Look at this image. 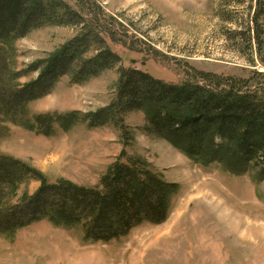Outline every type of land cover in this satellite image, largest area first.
Returning <instances> with one entry per match:
<instances>
[{
    "label": "rangeland",
    "instance_id": "1",
    "mask_svg": "<svg viewBox=\"0 0 264 264\" xmlns=\"http://www.w3.org/2000/svg\"><path fill=\"white\" fill-rule=\"evenodd\" d=\"M97 3L114 17L119 41L103 36L120 56V65L173 83L187 77L188 66L224 75L248 71L245 58L233 50L234 42L225 33L249 20L248 6L254 11L256 0ZM73 34L74 28L58 25L31 30L15 43L18 67L46 58ZM36 75L33 72L21 81ZM117 76V67L83 83H72L63 75L49 93L31 101L28 117L103 107L114 96ZM125 123L127 143L112 124L78 123L45 136L0 120V153L39 169L51 182L65 178L94 185L124 149L164 180L177 183L169 215L160 224L143 222L126 235L103 242L85 240L79 226H55L44 219L12 234H0V264H264V179L257 169L240 171L229 162L203 164L188 158L166 140L147 133L140 111L127 113ZM38 184L31 181L28 191Z\"/></svg>",
    "mask_w": 264,
    "mask_h": 264
},
{
    "label": "trees",
    "instance_id": "2",
    "mask_svg": "<svg viewBox=\"0 0 264 264\" xmlns=\"http://www.w3.org/2000/svg\"><path fill=\"white\" fill-rule=\"evenodd\" d=\"M256 5L252 12L248 6V21L225 33L248 64L245 75L188 66L187 77L173 83L120 65V56L103 36L119 41L114 17L97 0H0V120L45 136L78 123L112 124L127 143L125 115L140 111L147 133L188 158L203 164L229 162L240 171L256 168L264 179V69L257 66L264 67V0ZM47 25L72 27L74 34L46 58L19 68L16 41ZM113 67L118 76L107 105L28 117L31 101L49 93L61 76L83 83ZM33 72L35 78L21 81ZM31 181L39 183L33 192L27 189ZM176 189L177 183L164 180L124 149L94 185L65 178L51 182L39 169L0 153V234L45 219L55 226H79L85 240L108 242L143 222H164Z\"/></svg>",
    "mask_w": 264,
    "mask_h": 264
}]
</instances>
